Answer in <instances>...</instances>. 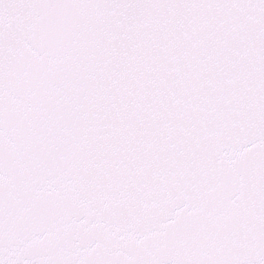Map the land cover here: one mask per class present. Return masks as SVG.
Segmentation results:
<instances>
[{
  "label": "snow or ice",
  "instance_id": "snow-or-ice-1",
  "mask_svg": "<svg viewBox=\"0 0 264 264\" xmlns=\"http://www.w3.org/2000/svg\"><path fill=\"white\" fill-rule=\"evenodd\" d=\"M0 264H264V0H0Z\"/></svg>",
  "mask_w": 264,
  "mask_h": 264
}]
</instances>
